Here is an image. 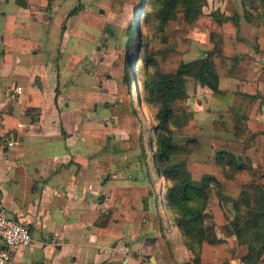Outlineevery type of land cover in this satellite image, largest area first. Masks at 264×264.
<instances>
[{"label": "crops", "instance_id": "crops-1", "mask_svg": "<svg viewBox=\"0 0 264 264\" xmlns=\"http://www.w3.org/2000/svg\"><path fill=\"white\" fill-rule=\"evenodd\" d=\"M102 1L83 6L84 0H60V5L57 0H44L41 5L22 6L17 0H0V187L5 208L29 225L33 238L29 246L12 250L10 264H166L155 231L149 227L156 213L153 199L141 228L138 222L127 221L121 236L100 238L95 225L108 209L119 206L113 188L147 182L143 162H111L114 156L133 153L113 154L116 138L112 134L104 143L88 133L111 129L109 104L116 101L108 99L105 79L101 87L94 81L97 75H105L96 69L95 35L97 30H106L113 12L104 28L83 18L86 10L99 11ZM75 6L78 10L69 14ZM105 38L99 39L103 43ZM108 63L111 66V60ZM252 80L257 82V96L234 93L231 108L197 84L209 92L212 104L203 114L205 126L197 117L201 127L198 148L203 153L213 154L212 121L229 120L232 108L264 121V58H256ZM238 84V79L227 77L218 83L229 91L237 90ZM92 92L97 97L87 100ZM114 134L127 137L121 130ZM11 138L17 143L8 145ZM251 147L256 160V147L247 149ZM246 150L243 155L248 157ZM151 175L155 186L163 190V179L153 163ZM137 228L139 235L132 238ZM148 237L152 239L149 245ZM244 253H238L232 264H244L240 261ZM186 263L187 259L168 264Z\"/></svg>", "mask_w": 264, "mask_h": 264}, {"label": "trees", "instance_id": "trees-1", "mask_svg": "<svg viewBox=\"0 0 264 264\" xmlns=\"http://www.w3.org/2000/svg\"><path fill=\"white\" fill-rule=\"evenodd\" d=\"M43 1L17 0L22 6L41 5ZM144 1L104 0L99 3V11L83 12L86 23L104 28L110 12L122 10L127 3L136 7L126 28L125 47L115 51L114 64L123 72L116 84L117 99L109 104L114 111L112 127L91 129L88 133L100 137L104 143L112 134L116 138L113 154L133 152L124 157L114 156L113 164L137 161L147 165L144 124L132 97L133 85L139 83L140 78L134 80L129 74V67L135 64L143 75L146 99L156 104L153 113L156 136L150 164H154L166 182L163 183V212L170 213L189 251L186 264H229L237 257L239 245L246 248L240 256L242 263L263 264L264 121L252 119L232 108L229 120L212 121L213 158L196 160L191 154L199 146L201 127L194 112L182 102L188 98V78L209 88L212 95L226 101L229 108L234 93L256 97L257 82L252 80V72L256 58H264V32L253 42L247 40L238 33L240 15L225 14L219 9L205 14L203 6L207 0H147L150 10L146 16L151 23V33L138 38L137 15ZM242 1L246 19L258 24L261 20L259 9H264V0ZM78 8L73 7L69 14ZM179 13L186 26L201 25L208 31L210 46L198 58L186 61L184 55L191 47V39L168 31L169 22ZM221 77L238 79L237 90L221 89L218 85ZM95 96L92 92L87 100ZM27 111L31 112L30 109ZM114 130L124 131L127 137L116 136ZM179 133L192 135L179 139ZM250 145L256 147L255 162L243 155ZM145 170V184L113 188L114 202L119 206L108 209L96 221L100 238L121 236L127 221L138 222L140 228L151 199L158 206L150 167L146 166ZM163 220L157 209L151 227L161 258L168 264L178 258ZM139 228L132 231V238L139 235Z\"/></svg>", "mask_w": 264, "mask_h": 264}, {"label": "rangeland", "instance_id": "rangeland-1", "mask_svg": "<svg viewBox=\"0 0 264 264\" xmlns=\"http://www.w3.org/2000/svg\"><path fill=\"white\" fill-rule=\"evenodd\" d=\"M84 1H85V4H83V6L84 5L88 6L91 4L93 0H84ZM59 2L60 0H57L56 4L60 5L58 4ZM74 3L75 2H73V5ZM56 4L54 3V6ZM71 7L72 6L69 5L67 8V11ZM215 9H219L220 11L224 12L225 14H229V15L233 13H238L240 15L238 33L242 37L248 38L250 40H254L256 37L262 35L264 32V9L262 8L259 9L261 20L258 22V24H254L246 19L245 7H244V3L242 0H207L205 5L203 6V11L205 14H208L210 13V11L215 10ZM135 10H136V7L134 6V4L127 3L125 4L122 10L120 11L118 10L116 12L110 13V15L108 16L109 18L108 26L106 27V30L105 29H101L100 31L97 30V34L95 35L96 36V39H95L96 40V51L98 53L97 58H96V63H97L96 69L99 68V70L102 71V73H105V75L103 74L104 77L97 75L94 81L96 83V87L98 86L101 87V85L106 84V89L109 90L110 95H111L110 98H108L110 101H115L117 99L116 81L119 75L121 76L123 72L121 68L118 69L115 67V64H114L115 51L117 48L125 47L126 28L130 24ZM147 10L148 11L150 10V6H148L147 0H145L137 15L139 16V18L137 19L138 24H139L138 32H137L138 38L140 36L142 37L144 34L148 35L151 33V29H150L151 23H149L150 21L147 19V16H146ZM81 19L83 18L81 17ZM65 20L66 22L71 21L69 17H65ZM168 31H171V32L175 31V32L181 33L191 39V47L189 51L184 55V59L186 61L200 57L203 54V51L210 46L207 29L201 25H195L191 27L186 26L182 21V17L180 13L177 15V18L175 20L169 22ZM103 36H105L106 38H105V42L102 43L100 39H102ZM108 55H110V59L109 57H107V59L104 60L106 62H103L99 66V63L103 61V59ZM131 57H134V55H132ZM110 60H111V66L113 69L112 71L114 74L110 70L111 66L108 63ZM129 74L131 78L134 80L136 78H140V82L133 85V89L135 90V92L132 93V97L134 99L135 106L143 120L144 142H145V147H146V154L148 157L146 166H148V168L150 167V170H151V164H150L151 159H152L151 150L154 148L153 145H155V136H156L155 130H154L155 121L153 120V113L156 111V104L153 102H148V99H146L145 97L146 92L143 89L144 88L143 75H141L140 70L139 71L137 70L135 64L129 67ZM104 79H105V82L103 83ZM203 90L204 89L197 86V84L193 81L192 78H188L187 80L188 98L184 100L182 104L184 107H186L189 110H192L195 114H197L196 117H198L200 122H202L203 126H205L206 123H205V117H203V114L204 112L206 113L207 111H209L210 109L209 107L212 104L209 99V92L206 90L205 91ZM110 110H111L110 113L113 114L114 111L112 109ZM187 135L190 136L192 134L179 133L178 138L183 139ZM198 137H199V134H198ZM201 149L203 148L196 147L193 150L191 157L193 158L194 156L195 158L208 159V160H211L213 158V154L209 155L207 152L203 153L204 150H201ZM246 153L248 154V157L252 161H256L254 147L247 149ZM146 166L144 165L142 167V171H145ZM128 168L132 171V172L130 171L131 175H134L131 164H130V167ZM163 183H166V182H163ZM155 188L157 192L158 206L156 207V205H154L153 209L154 211H157L158 209V211H160L162 215V218L164 219L163 221L165 225L164 227L165 232L167 236L169 237V239L171 240L170 242H171L174 254L178 258L177 260L188 259L189 251L184 246V240L180 232L175 227L172 216L170 215V213L169 215H167V214H164L163 212L164 205H163V199L161 198L164 195L165 189L160 190V188H157V186H155ZM209 221L210 220L208 219L207 222ZM149 224H150L149 227L151 231L153 230L151 227V221H149ZM151 241L152 239L148 237V240L146 243L149 245ZM245 251H246V248L244 245H242L241 247H239L238 253L240 252L242 253ZM235 260L236 259L231 260L229 264L234 263L233 261Z\"/></svg>", "mask_w": 264, "mask_h": 264}, {"label": "built area", "instance_id": "built-area-1", "mask_svg": "<svg viewBox=\"0 0 264 264\" xmlns=\"http://www.w3.org/2000/svg\"><path fill=\"white\" fill-rule=\"evenodd\" d=\"M18 126H21V123ZM15 143H17L16 139L7 140L8 145ZM32 241L29 225L15 218L5 208L0 187V264H10L13 259L12 250L19 246H29Z\"/></svg>", "mask_w": 264, "mask_h": 264}]
</instances>
